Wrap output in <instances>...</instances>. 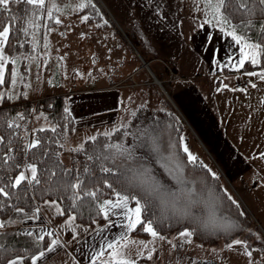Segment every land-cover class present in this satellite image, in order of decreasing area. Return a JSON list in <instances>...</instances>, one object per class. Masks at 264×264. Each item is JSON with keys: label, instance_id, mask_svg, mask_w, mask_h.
Listing matches in <instances>:
<instances>
[{"label": "trees", "instance_id": "trees-1", "mask_svg": "<svg viewBox=\"0 0 264 264\" xmlns=\"http://www.w3.org/2000/svg\"><path fill=\"white\" fill-rule=\"evenodd\" d=\"M90 5L77 14L88 13V21L98 23L99 29L115 25L97 0ZM242 11L232 13V24L239 26L243 23L240 19ZM48 13L46 3L42 8L28 5L23 0L16 2L10 0L6 9L0 5V28L11 25L5 45L6 51L25 52L31 47L35 34L43 32L45 26L46 29L58 26L60 24L57 23L58 10L53 8L51 16ZM251 19L254 24L259 23L264 21V14L257 11ZM225 27L231 31L230 28ZM114 30L120 32L116 27ZM241 31L246 32L255 43H260L264 39V33L259 28L241 29ZM248 67H264V55L259 56L255 65L250 63V60L246 61L243 69ZM10 74V70H7L6 83L0 84V187H4L5 191L9 192L8 197L0 196V219L6 221L5 225L15 220H25L37 214L36 209H39L41 204L53 201L63 210V214L59 212L56 215L57 221L73 215L77 222L83 225L95 226L103 223L105 217L90 197H84L73 206L71 197L74 192L70 184L77 179H83L81 195L84 190L97 192V202L114 199V191L136 194L141 198L142 203L148 204L144 217H151L156 231L164 236L169 237L188 230L193 233L192 238L195 241L210 247L224 246L239 239L245 242L248 249L259 248L264 253V239L257 235L261 233L260 227L243 204L233 198L221 174H215L198 159L196 162H188V154L183 151L181 144L182 125L174 109L160 110L155 114H150L147 110L146 119L141 122V129L138 131L140 138L137 137L134 145L127 148L133 150L136 159L146 164L156 180L174 191L181 185L173 179L170 169L178 170V174L184 180L183 187L191 189L192 194L190 197L182 194L177 200L169 197L166 198L165 203L156 200L149 202L142 198L139 189L129 188L127 181L119 172L114 170L112 173H104L99 170L101 165L113 166L102 159L97 160L98 151L101 155L111 154L115 149L109 150L106 148L107 145H124L127 134L134 128L132 124L117 128L110 133H98L94 136L96 138L94 142L91 137L80 147L69 148L67 143L75 132L76 121L67 109V96L54 94L30 100L22 94L11 99L3 92L5 84L10 82ZM39 112H45L54 126L36 129L34 137L39 144L30 148L25 142L23 130L34 114ZM139 115L133 117L132 123L136 125L139 123ZM21 120L24 123H20ZM148 134H151L152 140L148 139ZM156 147L159 148V152L153 150ZM160 154L171 157L167 167L159 159ZM65 156H68V160ZM25 162L36 164L40 182L29 184L26 181L21 186L12 188L11 182L22 171ZM127 163L129 166L135 165L134 160H129ZM86 166L91 173V179L85 174ZM45 170H54L56 177L49 180L50 172ZM65 170L67 176L63 175ZM109 184L112 188L107 187ZM129 202L134 204V201ZM208 204L215 209V220L210 226H203L201 222L209 215ZM18 208L23 211H17ZM132 234L144 237L149 235L143 231L141 225H137L136 229L132 230ZM43 236L44 239L39 240L30 231L8 226L1 228L0 263L6 264L15 257H22L29 262L33 256L51 244L53 234L49 236L46 233ZM95 264L102 263L96 261Z\"/></svg>", "mask_w": 264, "mask_h": 264}, {"label": "rangeland", "instance_id": "rangeland-1", "mask_svg": "<svg viewBox=\"0 0 264 264\" xmlns=\"http://www.w3.org/2000/svg\"><path fill=\"white\" fill-rule=\"evenodd\" d=\"M95 1L46 0L48 12L53 8L58 10L57 20L60 24L50 29H46L45 26L43 32L35 34L31 47L25 52L8 53L5 49L6 44L4 45L3 54L8 57V61L3 70V83H6L7 70H10L11 74L10 82L5 84L3 92L11 99L23 94L30 100L54 94L66 95L67 109L77 120L75 132L67 143L69 148L80 147L86 139L98 133H110L130 124L134 128L127 134L124 146H132L140 135L138 131L141 129V122L146 119L147 110L150 114H155L160 110L174 109L182 125V147L187 146L189 152L204 165L215 174H221L233 198L239 200L255 222L257 221L264 229L262 155H259L260 159L254 161V164L259 166L244 173L247 179L251 176L256 177L258 182L253 188L254 192L241 190L239 179H234L229 171L220 169L207 147L197 137L194 125L183 115L177 101L175 102V90L189 84L195 86L197 74L203 71L202 58L197 55V49L195 44L190 42L189 35L202 24L198 22L195 25L196 21L192 18L195 15L200 20L203 18L205 23L213 22H209L211 13L207 10V6L202 0H97L114 22L113 27L119 29L120 32H117L111 26L99 29L98 23L88 21V13L77 14ZM84 17L87 19L85 20ZM217 26L226 29V25ZM170 52L176 54L174 60L168 58ZM151 53L159 58L151 61V64L146 63L148 67L141 57L143 56L147 61ZM141 63L156 82L138 83L141 80H150ZM158 66L166 71L168 77L170 76L169 80H162L156 70ZM152 73L161 81L157 82ZM111 85L116 89L113 95L116 93L120 95L121 112L115 123L107 127L84 123L83 118H79L84 116L86 109L84 106H87L91 100L104 99L110 92L104 89H108L107 86ZM229 97L228 93L223 95V99ZM135 115L140 116L137 125L132 123ZM222 115L229 120L224 122L226 130L229 131L232 124L229 117L236 115L230 111H225ZM20 123L24 122L21 120ZM53 126V121L45 112L34 114L23 130L26 144L29 146L35 142L36 129ZM240 129L244 131L249 127L244 122L241 123ZM65 159L68 160V156H65ZM29 164L35 163H24L22 171L26 176H30L25 167ZM252 181L254 183V180L250 182ZM46 205L49 207L42 204L37 214L25 220H15L7 225L5 220L0 219V222L4 227L34 232L35 235L44 230H51L53 226L59 234L65 232L67 221L71 218L66 217L62 220V225L57 224L53 206ZM43 218L46 221H42ZM260 230L261 233L257 235L264 239V231L261 227ZM159 235L163 239L153 238L151 235L150 238L130 236L125 240L126 244L123 245L127 247L124 246L119 257L134 261L135 264H163L161 258L165 256L164 247L167 246L164 244H168L171 240H167L161 233ZM65 239L69 240V237ZM112 253L115 251H110L106 257L111 256Z\"/></svg>", "mask_w": 264, "mask_h": 264}, {"label": "crops", "instance_id": "crops-1", "mask_svg": "<svg viewBox=\"0 0 264 264\" xmlns=\"http://www.w3.org/2000/svg\"><path fill=\"white\" fill-rule=\"evenodd\" d=\"M192 18L196 21L195 25L198 22L202 23L195 28L197 30L190 32L189 39L191 43L195 44L197 55L202 58L203 71L197 74L195 86L189 84L175 90V102L177 101L183 115L194 125L197 137L207 147L220 169L229 171L234 179H239L241 190L249 193L254 192L253 188L258 182L256 177L251 176L250 179H247L244 177V173L255 166L258 167L259 164H254V161L261 158L259 155L264 154V79L260 78V75L264 73V67H248L246 69L236 67L239 60L243 58L242 45L235 42L233 36L229 35L230 31L220 28L216 22L205 23L203 18L200 20L196 15ZM243 53L248 54V59L245 62L251 59L248 48H243ZM148 57L147 61L143 56L141 59L151 64V61L159 58L152 53ZM175 57L176 54H171V52L168 54L170 60H174ZM137 58H139L138 55ZM256 58L259 60V56ZM141 59L139 58L140 62H142ZM141 66L150 76V80H141L138 83L156 82L143 63ZM156 70L163 81L169 80L170 76L166 75V71L162 70L161 66H158ZM248 73H256V75H248ZM242 80L249 81L250 86L238 88L236 84ZM253 84L255 87H252ZM107 88L104 91L110 92L105 95L104 99L91 100L87 106H84L86 108L84 116L79 117L83 118L84 123L89 122L93 126L99 125L98 127H107L115 123L119 112H121L120 95L118 93L113 95L116 89L112 85ZM225 93L230 94L229 99H223ZM225 111L233 112L236 115V117H229L232 121L229 131L224 125V122L229 121L222 115ZM86 112L88 113L86 114ZM75 121L77 124L76 118ZM244 122L249 129L242 131L240 127ZM259 122L263 124L260 125ZM251 180H254V183L250 182ZM43 204L49 207L46 204H51V202ZM129 206L134 207L135 204L129 202ZM53 209L57 221L56 215L60 212L61 207L55 204ZM72 217L74 216L67 217L71 219L67 221L65 232L59 234L56 227L53 226L51 230H44L37 234L45 235L51 232L53 240L58 241V246L52 252H47L46 249L42 250L45 252V256L37 260L36 264H93V260L100 261L102 264H115L118 260L123 259L119 257L121 250L125 248L123 244H126L122 237L125 234L127 238L138 237V235L132 234V230L128 231L121 226L126 223L125 210L121 208L111 209L108 218L95 226L80 224L75 217L74 219ZM42 221H46V219L43 218ZM62 222L57 221V224L62 225ZM256 223L264 231L257 221ZM37 235L35 236L38 238ZM171 236H164L171 242L164 244L167 246L164 247L166 254L161 258L163 264H190L191 259L195 257L214 259L217 264H264V253L259 248L248 249V247L234 244V241L224 246L210 247L195 241L192 236L181 237L179 233ZM68 237L69 240L65 239ZM117 241L121 242L118 248L108 249L106 247L108 242L116 244ZM113 250L115 253L106 257L107 253ZM101 251H103V255H98ZM117 251L120 253L119 256L116 255ZM247 251H252L251 257L246 254ZM39 253L35 256H38ZM144 257L142 256V258ZM12 260H17L18 264H32V259L29 262H26L22 257H15L10 261Z\"/></svg>", "mask_w": 264, "mask_h": 264}, {"label": "snow or ice", "instance_id": "snow-or-ice-1", "mask_svg": "<svg viewBox=\"0 0 264 264\" xmlns=\"http://www.w3.org/2000/svg\"><path fill=\"white\" fill-rule=\"evenodd\" d=\"M10 0H0V5H2L5 9L7 8ZM12 2H16V0H12ZM24 3L28 5L36 6L37 8L44 7L46 0H23ZM203 4L207 6V10L211 13V20L209 22L215 21L218 25H226L228 28L231 29L229 32V35L233 36V39L237 44L242 45L241 51L242 56L236 65V67H243L245 60L248 59V54L243 53V48H248L250 50L251 59L250 63L253 65L258 63L257 56L264 55V39L261 40L260 43H255L252 41L251 37H248L246 32H242L241 29H250V28H259V30L264 33V21H261L259 23L254 24L252 22V17L256 14L257 11H259L261 14H264V0H202ZM233 5H235V8H233ZM255 5V7H253ZM91 6V5H89ZM83 7V5H82ZM240 19L243 21L242 24L234 25L232 24V13L234 11H241ZM49 16L52 15L51 12L48 13ZM86 20L87 17H84ZM57 23H59V20H57ZM10 29L11 25L3 26L0 28V84L4 82L3 80V70L5 67V63L8 61V57L3 54L4 45L7 43L8 37L10 35ZM15 61H13L14 63ZM248 75H256V73H248ZM261 79H264V73L260 75ZM252 87H255V84L252 85ZM11 126V125H9ZM52 131H55V129H52ZM146 131V130H142ZM107 135V134H105ZM138 138H140L138 136ZM95 137L91 138V140L94 142ZM148 139L152 140L151 134H148ZM154 143V140H153ZM39 144V141H35L32 144L29 145L30 148L37 147ZM107 149H115V151H112L111 154H105L101 155L98 151L97 154V160H104L110 163L113 167H104L99 166V170L104 173H112L114 170L119 172L120 176L123 177L131 189H139L140 193L142 194V198L146 201L156 200L160 203H165L166 198L171 197L173 200L179 199L180 195L186 194L189 197L192 194L191 189H185L183 187L184 180L182 177L178 174L177 171H173L170 169V174L173 176V179L176 180L177 184L181 185V187L177 190H173L171 187H165L160 183V181L156 180L152 171L146 166V164L139 159H136L133 156V150L125 147L123 144L121 145H107ZM156 152H159V148L156 147L153 149ZM183 151L188 154L187 160L188 162H196L197 158L192 155L187 146L184 147ZM264 155V154H262ZM123 157V159H121ZM11 157H9L10 159ZM88 159H92V157H88ZM159 159L164 162L165 167H167L168 160L171 159V157H165L163 154L159 155ZM134 160L135 165L129 166L128 161ZM7 161L5 160V163ZM26 170L30 173V176H26L24 171H21L15 179L11 182L12 188H17L21 186L24 182L27 181V183L31 184L35 182L36 184H39L40 180L37 176V167L35 164H29L26 165ZM49 171V180H51L53 177H56V172L54 170H45ZM130 173V175H129ZM85 174L91 179V173L88 171V168L86 166L85 168ZM64 176H67V171L65 170L63 173ZM213 175H215L213 173ZM59 179V178H57ZM84 185L83 179H77L76 182H73L70 184V187L73 189V196L71 197L73 201V206L76 205V203L83 199L84 197H90L93 201V203L97 204L99 211L103 214L105 218H108L110 214L111 209L121 208L125 210V224H122L121 226L124 227L126 230L131 231L135 230L137 225H141L143 227V231L150 234L153 238H160L163 239V237H160L159 233L156 231L152 218L151 217H144V213L148 210V204L142 203L141 198L138 197L136 194H128V193H122V192H115L114 196L115 199L112 200H105L103 202H97V192L94 191H83V195H81V188ZM108 188H112V185H107ZM99 191V190H97ZM0 196L8 197L9 192L5 191L4 187H0ZM134 201L135 206L130 207L129 201ZM56 202H51L52 206H55ZM208 213L213 218V221L215 220V209L211 204L207 205ZM17 211L22 212V209H17ZM36 212H39V209H36ZM60 214H63V210H60ZM74 219V217H72ZM4 227V224L0 222V228ZM28 235H32V233H28ZM47 235L51 236L52 233L49 232ZM181 237H191L193 233L191 231H181L179 233ZM39 240H43V235H38ZM127 235L125 234L124 237H122V240H127ZM121 242L117 241L116 244L112 242H108L106 244V247L108 249H114L118 248L120 246ZM234 244L236 245H242L245 248H247V245L244 241H241L239 239H236L234 241ZM58 246L57 240H52L50 246H46L47 252H52L55 247ZM127 247V245H124ZM231 247V245H229ZM246 254L251 257L252 251H247ZM98 255H103V251L98 253ZM116 255L119 256V251L116 252ZM45 256V252L41 251L38 256L32 257V264H36L37 260H40L42 257ZM8 264H18L17 260L9 261ZM93 264H95V260H93ZM116 264H135L134 261L127 260V259H121L116 262Z\"/></svg>", "mask_w": 264, "mask_h": 264}, {"label": "built area", "instance_id": "built-area-1", "mask_svg": "<svg viewBox=\"0 0 264 264\" xmlns=\"http://www.w3.org/2000/svg\"><path fill=\"white\" fill-rule=\"evenodd\" d=\"M153 76H155V75H153ZM236 86L238 88L249 87L250 86V82L247 81V80H242V81H239L236 84ZM190 264H217V262H216V260L210 259V258H201V257L199 258V257H195V258H192L191 259Z\"/></svg>", "mask_w": 264, "mask_h": 264}, {"label": "clouds", "instance_id": "clouds-1", "mask_svg": "<svg viewBox=\"0 0 264 264\" xmlns=\"http://www.w3.org/2000/svg\"><path fill=\"white\" fill-rule=\"evenodd\" d=\"M213 218L210 216V214L203 220L201 223L203 226H210L213 223Z\"/></svg>", "mask_w": 264, "mask_h": 264}, {"label": "water", "instance_id": "water-1", "mask_svg": "<svg viewBox=\"0 0 264 264\" xmlns=\"http://www.w3.org/2000/svg\"><path fill=\"white\" fill-rule=\"evenodd\" d=\"M146 65H147V64H146ZM156 80H157V82H160L159 79L156 78Z\"/></svg>", "mask_w": 264, "mask_h": 264}]
</instances>
